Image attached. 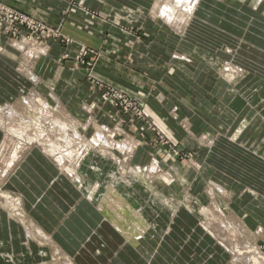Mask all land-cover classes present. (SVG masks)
Returning <instances> with one entry per match:
<instances>
[{"label":"rangeland","instance_id":"obj_1","mask_svg":"<svg viewBox=\"0 0 264 264\" xmlns=\"http://www.w3.org/2000/svg\"><path fill=\"white\" fill-rule=\"evenodd\" d=\"M86 1L88 0H67L63 15L67 14V10L77 8L90 19H94V13L98 17L97 12L86 7ZM203 1L206 0L199 1L192 18L186 23L184 32L180 36L161 17L153 14L152 8L123 6L120 8L122 15L118 13V16L124 22L116 18L114 19L117 21L112 20V22L116 28L135 37L139 46H144L142 47L144 54L131 51V54L118 58L123 64L132 68L133 74L143 75L157 82L156 79L160 75L152 70L156 67L168 66L167 75L178 74L176 80L179 84L176 83V91H181L184 104L193 107L195 106L193 100L202 96L199 100L203 101L201 102L203 104L199 107L211 120V123H207L208 125L203 128L205 136L202 139L205 146L209 149L216 148L222 154L221 160L217 156H208L209 158L204 159L199 150L187 149V145L182 141L183 133L187 131L186 123L177 122L183 135L179 140L172 139L149 117L143 101L108 85L99 84L96 80L93 81L96 67L104 62L105 55L90 47H81L75 56L63 54L60 58L61 63L66 62L73 69L83 70L87 75L88 90L91 94L98 95L96 101H82L80 109H76V111L80 110L81 115L86 119L74 118L73 114L70 116L67 113V104L61 100L51 99V93L56 95L54 87L48 86L44 94L39 87H36L38 84V81L35 83L36 78L34 80L25 77L23 72L33 57L39 59L44 55L41 49L50 47L53 41L68 46L71 43L70 39L60 32V27L53 28L36 21L1 0L0 35L5 37V45L17 48L19 73L26 82L32 83L33 88L22 91L12 101L0 103L2 109V111L0 109V149L3 145L14 143L27 147L25 154L14 165L15 168L28 154L27 151L38 149L36 145H41L46 150L50 160L58 159L66 162L68 155L71 159L80 161L89 146H104L100 140H97L99 144L95 145L93 138L96 137L97 132L111 142L105 129L116 128L117 135L112 140L136 147L133 158L136 156L138 161L131 162L132 168L139 166L143 172H146L153 161L158 166V170L151 176L153 184L149 182V185L163 193L175 208L170 210L165 206L170 213L160 220L163 223L158 228L161 237L176 239V251L188 256L192 264H231L226 246L215 241L216 239L207 233L209 232L207 227L215 225L216 214L213 212L217 209L216 205L222 210V220L227 226V230L223 229L224 232L220 234L226 237V244L228 241L232 242L236 255L253 251L249 254L252 257L256 253L254 247L264 253V237L257 232L258 228L264 231V210L259 205H255L257 201L259 202L260 196L264 195V105L262 104L261 109L257 110L261 100L256 99L262 95L264 88L263 86L260 88L261 78L252 77L255 71L263 74V70L255 68L254 71L248 65L235 62L230 45L223 46L224 57L212 53L209 57L200 53L196 55L194 49L199 48L200 43L195 40L193 43H188L189 40L185 37L197 39L203 36L206 44L212 45L217 42L223 44L219 38H216L220 37L219 34L212 32L203 35L201 32L213 31L212 28L194 21L196 15L204 13L201 7L204 6ZM209 9L216 8L209 7ZM107 18L104 16L103 19L107 20ZM189 45L194 48H190ZM129 46L133 47L132 43H129ZM116 56L113 55L112 59L117 60ZM193 58L198 66L194 65L192 68L186 66L192 63ZM228 69L235 72L231 82L224 77L228 74ZM183 82L185 83L182 85ZM33 93L37 95L36 97L41 96L39 102H35ZM234 98H240L247 104L255 100L256 109L252 108V112L242 118L240 113L233 118L239 107L238 104L231 105ZM72 105L70 104L74 110ZM10 107H13L14 112ZM11 112L14 117L9 121L8 114ZM170 112L171 115H175L173 110ZM98 114L102 115L98 117ZM90 116H93L96 123L89 120ZM233 136L237 137L233 139ZM116 149H118L117 145L109 149L114 157V160L110 161L113 165L124 162V155ZM2 157L1 166L6 167V164L11 162V157L9 158L8 155ZM72 164L64 163V166L72 168ZM14 167L9 176L0 179V211L8 220L20 226L25 237L24 244L31 243V246L21 248L15 255L0 253V264H68V261L79 264L75 258L62 253L51 240L38 235L35 230L36 224L27 214L23 196L19 191L8 186ZM238 169H240L239 174L233 172ZM113 171L109 174L117 172ZM170 175L173 180L168 184L162 176ZM216 185L220 186L222 192L210 187ZM210 188L215 193L216 205L208 198L207 191ZM148 189L152 191L150 187ZM145 196L147 197L148 194L146 193ZM260 202L264 203V197ZM144 204L146 205V202ZM178 209L186 212V215H180ZM232 214L237 217L244 230L239 229L237 220L229 219ZM184 245L186 248L182 247Z\"/></svg>","mask_w":264,"mask_h":264},{"label":"crops","instance_id":"obj_2","mask_svg":"<svg viewBox=\"0 0 264 264\" xmlns=\"http://www.w3.org/2000/svg\"><path fill=\"white\" fill-rule=\"evenodd\" d=\"M1 1L36 21L53 28L60 27V32L70 39L71 43L68 46L53 41L50 47L41 49L44 51V55L33 66H29L28 63L29 67L27 66L23 70L24 76L28 77L25 71L30 68L38 81L36 87H39L42 93L45 94L48 86L54 87L55 96L67 104L66 109L68 108L67 113L70 116L73 114L74 118L86 119L84 115H81L80 110L76 111V109H80L82 101H96L98 95H93L88 90L87 75L83 70L73 69L66 62L65 64L61 63L60 58L63 54L75 56L81 47H90L105 55L104 62L99 63V66L96 67L92 77L93 81L96 80L99 84L108 85L143 101L146 113L169 137L179 140L180 136L184 134L182 141L187 145V149L199 150L204 159L209 158L208 156H217L220 160L222 159V154L216 148L209 149L204 145L202 139L205 136L203 128L208 125L207 123H211L207 113L199 107L203 104L201 103L203 101L199 100L202 96L197 98L198 100L196 98L193 100L196 107L184 104L181 91H176V83L179 84L176 80L178 74L167 75L168 66L156 67L152 70L160 75L155 82L143 75L133 74L132 68L118 59L126 54H131V51L144 54L142 48L144 46H139L135 37L116 28L112 20L117 21L116 19H118L120 22H124L118 16V13L121 14L120 8L123 6L153 9L157 0H88L85 2L86 7L99 14L96 17V13H94V19L85 16L84 12L77 8L67 10V14L63 15L67 0ZM202 3L204 6L201 5V7L204 13L199 15L201 17L195 16V23H204L212 28L213 31L204 32L202 30L201 32L203 35L212 32L219 34L222 38H216H219L223 44L217 42L219 47L216 48L212 45L208 46L209 44L205 43L203 36L197 39H191L190 36L185 37L189 40L188 43H193L194 40L200 43L201 46L194 49L196 55L200 53L209 57V54L212 53L224 57L223 46L230 45L235 62L248 65L254 71L255 68L263 70V74L255 71L252 77L261 78L260 88L262 86L264 88V0H206ZM209 7L216 9L212 10ZM104 16L108 17L107 20L103 19ZM229 40L231 42H228ZM129 43H132L133 47H130ZM190 48L194 47L190 46ZM190 48L188 47L189 50ZM16 49L5 45V37L0 35V103L12 101L22 91L33 88L32 83L26 82L19 73L20 69L17 65L19 52ZM115 54L117 60L112 59ZM194 61L193 58L192 63L186 66L191 68L194 65L198 66V63ZM256 99L257 101L261 100L260 107H257V110H260L262 104L264 105V89L262 95ZM70 104L74 105V110ZM233 104L239 105L233 118L239 116V113L242 118L256 107L255 100L247 104L240 98H234L231 105ZM172 110L175 115L170 114ZM100 115L102 114H98V117ZM89 120L96 123L93 116H90ZM178 121L187 125V131L183 134L178 126ZM233 139H235L234 136ZM137 161L138 158L134 156L132 163ZM86 164L82 172L86 171L89 176L87 178L84 176V180L89 185L106 184V188L104 187L105 189L102 191L105 196L111 186L108 185V174L113 171V164L103 160L89 163V166L99 168V175H95L87 169ZM251 164L252 162L249 165ZM233 172L239 174L240 169L233 170ZM8 186L19 191L23 196L27 214L36 224L35 228L43 234L40 236L51 240L62 253L75 258L79 264H192L188 260V256H183L181 252L176 251V239L173 240L169 237L164 239L158 231L160 225L163 224L160 221L161 218L164 219V216L170 213L169 208L162 207L160 215L157 216L154 212H149L144 204L145 197L139 196L140 194L145 196L139 186L129 192L128 205L122 207L124 210H130L132 214L139 213L142 207L141 214L144 211L147 213L145 216L142 215V218L137 217L138 220L132 215H125L127 218L129 217L128 224L122 225V229L126 232H130L129 229L135 230V224L144 229L142 239L136 240L126 239L113 226L116 212L106 211V208L100 209V200L96 203L86 200L87 198L83 196L82 192L78 191L64 175H61L51 160L38 149L30 150L22 159L9 177ZM127 190L126 187H123L120 192L117 191L116 195L121 194L124 197ZM100 193L101 189L97 196ZM263 197L264 195L260 196V199ZM134 204H137V207ZM255 205H259L264 210V205H261L260 202L257 201ZM182 211L178 209L177 212L180 215H186V212ZM137 231L135 230V232ZM24 239L20 226L16 222L8 220L6 215L0 211V253H14L15 255L21 248L30 247L31 243L24 244ZM182 247L186 248V245Z\"/></svg>","mask_w":264,"mask_h":264},{"label":"bare ground","instance_id":"obj_3","mask_svg":"<svg viewBox=\"0 0 264 264\" xmlns=\"http://www.w3.org/2000/svg\"><path fill=\"white\" fill-rule=\"evenodd\" d=\"M199 1L200 0H157L155 3V9H152V13L157 15L158 17H161L163 19V21L165 23H167L170 26V28L172 30H174V32L180 36L184 32V28H185L186 23L189 22L190 19L192 18L197 5L199 4ZM215 45L218 46L217 44H212V46H214V47H215ZM208 46H210V45H208ZM36 60H38V59L33 57L31 60V63L29 62L30 63L29 66L30 65L33 66L35 64ZM230 69H228V72H227L228 74L224 75L225 79L229 82H231L233 80V78L235 77V75H234L235 72L230 71ZM25 72L27 73L28 77H31L32 79L35 80V76L32 74L30 68H28ZM35 82H37V80H35ZM36 96H35V94L32 95V97H35V102H39L38 100L41 96H39V95H38L39 97H36ZM50 96H51V99L53 98V100L59 101L54 93H51ZM10 108L14 112L13 107H10ZM1 111H2V109H1ZM8 115H9V119H10L9 121L13 120L14 116H13L12 112L9 113ZM105 130H106V134L108 133V135L110 136L109 139L113 143H111L109 140L107 141V139L104 135H102L100 132H97V135H96V137L93 138V141H94L95 145H98L99 143H97V140H100V141H102L101 143H103L104 146H100V145H98L96 147L89 146V149L86 150V154L82 157V160L76 161V159H74V158L71 159L68 155H67L68 159L66 162H62L61 160H58V159L55 160L54 158H53L54 160H52V159L51 160H52V162L55 161V163L53 162V164L58 168L59 172L62 175H64V177L66 179H68L78 191L82 192L83 196L87 198L86 200H88L89 202H92V203L93 202L96 203V202H98V200H100L101 201V204L99 205L100 209L106 208V211H109L111 213L116 212L114 214L115 216L113 219L114 223L112 222L113 226L116 227L118 229V231H120L121 234L126 239H128V240H133V239L136 240L139 238L142 239L144 229L138 227L136 224L134 225V229L138 230L137 231L138 234H136L137 232H135V230H132V229H129L130 232H128V231L126 232V230L122 229V225L128 224L129 217L127 218L126 217L127 215H132V217H134L136 220H138L137 217L142 218L143 217L142 215L145 216L147 214L146 211H144V213L141 214V212H143L142 207H141V209L139 208L140 209L139 213L136 212L134 214H132L130 210H124L122 208V207H127L126 205H128L127 204V198L129 196V192L134 191L133 189H135L136 186H139L140 188H142V190L144 188L143 192H145L146 191L145 189H147V191L145 192V195H146V193L148 194L147 197L143 196L141 194L139 196H142L143 198L145 197L147 199V200H145V202H146L145 206L147 207V210L149 212L150 211L152 213L154 212L155 216L160 215L159 212H160L162 207L165 208V206H167L169 209L172 210L174 208L173 204L170 202V200H168L164 196L163 193L154 189L153 186L151 188V186L149 185V182L152 183V181H153V179L151 178L152 174L158 170V166H157L156 162L153 161L148 166V171L147 170H146V172L144 171L146 174L141 170V168L139 166H135L134 168H132V166L130 164L132 162L133 152L136 149V147L135 146L132 147L129 144H125V143L119 144V143H116L114 140H112V138L115 135H117V129L116 128L108 127ZM112 132H113V134H111ZM236 137L237 136H234V138H236ZM111 144H112V146H111ZM115 145H117V147H118V149H116V150L120 151L124 155V162L123 163H116V161H115L116 164L113 165L114 166L113 170L114 171L116 170L117 172L113 171L114 173L108 174L109 175L108 176V181H109L108 185H111V186L108 188V193H106L104 196L102 191L106 188V184L105 185H99L98 183H96V184L94 183V184L89 185V183L86 182V180H84L85 178H87L89 176V174H86L87 173L86 171L82 172V169L85 166V164L87 163L86 164V166L88 167L87 169L91 170L93 173H95V175H99V173H100L99 168L98 167L96 168V166H92V165L89 166V163L97 162V160H101V161L102 160L103 161L114 160L113 159L114 157L112 156L113 154L109 152L110 151L109 149L114 148ZM36 146L38 147V149L40 151L44 152L43 153L44 155L49 157L47 155L46 150L41 145H36ZM26 148L27 147L25 145H20L19 143L3 145L1 147V149H0V179L1 178L5 179L7 176H9V174H10L12 168L14 167V165L16 164V162L23 156V154H25ZM120 149H122L123 151H121ZM27 153H28V151H27ZM3 155H8L9 158L11 157V162L7 163L6 167L1 166ZM70 162L73 163L72 168H68V167L64 166V163H70ZM84 176H85V178H84ZM162 177H163V180L168 184H170L173 180L171 175L168 177H165V176H162ZM123 187L124 188L126 187L128 189L126 193L123 192L124 197L121 196V194H119V196H117L116 195L117 191L120 192V189ZM149 187L152 191H149V189H148ZM210 187H212V188L215 187V189L217 191L222 192V189L218 185L210 186ZM212 188H210V190L207 189L208 190L207 193L209 192L207 195H208V198L211 200V202H213L216 205V201H215L216 197H215V193L212 192ZM100 189H101V193H100V195L97 196V194H99V192H100ZM98 197H100V198L98 199ZM179 201H181V200H179ZM259 202H260V200H259ZM260 204L264 205L263 202H260ZM136 205L137 204H134V206H136ZM182 205H184V204H182ZM216 206H217L216 207L217 209L213 212L214 214H216L215 225L213 226V224H212V225L208 226L207 230L209 232H207V233H210L212 235V237L216 239V240L214 239L215 241H218L223 246H226V252L228 251V254L231 257L230 263L231 264H264V253L259 251L256 247H254L256 250V253L254 255H252V257H251L249 254H252L253 251L236 255L235 246L232 245V242L228 241L227 244L225 243L226 237L224 235H221L220 233L224 232L223 229L227 230V226L225 225V222L222 220V216H223V214L221 212L222 210L220 208H218V205H216ZM128 208H130V207H128ZM229 219L237 220L238 224H239L238 225L239 229L244 230V227L240 224V221L237 219V217L233 216V214L230 215ZM203 229H205V228H203ZM228 229H229V227H228ZM36 232L39 235H43L42 232L37 228H36ZM257 232H258V234L262 235V237H264V231L262 228H258ZM138 242H140V241H138ZM154 243H155V241H154ZM155 247H156V244H155ZM56 250L59 251L58 249H56ZM68 264H72V263L68 261Z\"/></svg>","mask_w":264,"mask_h":264},{"label":"trees","instance_id":"obj_4","mask_svg":"<svg viewBox=\"0 0 264 264\" xmlns=\"http://www.w3.org/2000/svg\"><path fill=\"white\" fill-rule=\"evenodd\" d=\"M213 44H216V43H213ZM210 45V44H209Z\"/></svg>","mask_w":264,"mask_h":264},{"label":"built area","instance_id":"obj_5","mask_svg":"<svg viewBox=\"0 0 264 264\" xmlns=\"http://www.w3.org/2000/svg\"><path fill=\"white\" fill-rule=\"evenodd\" d=\"M126 98V97H125ZM127 100V99H126Z\"/></svg>","mask_w":264,"mask_h":264}]
</instances>
